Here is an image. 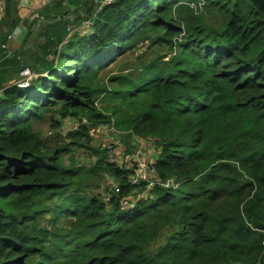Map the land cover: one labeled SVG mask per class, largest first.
Segmentation results:
<instances>
[{
  "label": "trees",
  "instance_id": "obj_1",
  "mask_svg": "<svg viewBox=\"0 0 264 264\" xmlns=\"http://www.w3.org/2000/svg\"><path fill=\"white\" fill-rule=\"evenodd\" d=\"M5 1L1 41L20 21ZM185 1L51 0L16 49L0 47V264H264V0ZM141 43L168 50L100 79ZM48 110L78 119L68 142L33 126ZM98 122L126 131V148L154 138L158 175L179 186L122 208L145 183L90 144ZM71 145L94 163L67 160ZM102 173L116 183L87 194Z\"/></svg>",
  "mask_w": 264,
  "mask_h": 264
},
{
  "label": "rangeland",
  "instance_id": "obj_2",
  "mask_svg": "<svg viewBox=\"0 0 264 264\" xmlns=\"http://www.w3.org/2000/svg\"><path fill=\"white\" fill-rule=\"evenodd\" d=\"M39 7L32 10L31 14L34 11H38ZM19 17L21 21L17 25L19 32L18 35L20 36L22 41L23 36L27 30L26 26L30 22L31 17L27 18L26 9L24 8H21V15ZM32 20L33 19H31V21ZM34 25L37 28L41 25V22L38 20ZM181 33H183V31ZM136 48L128 49L124 54L119 55L116 60L113 61L109 66L99 70L98 76L100 77V79L106 80L107 76L111 73L122 72L124 68H132L138 63L137 56L139 55L142 56L141 60L146 61L149 58L168 50L165 45L153 44V46H147L143 43H141V47H139V51L142 52L137 53ZM97 104L98 106L100 105L99 100L97 101ZM57 122L59 123L56 124ZM75 122L79 124V121L76 117L61 118L54 110H48L44 113L43 117L33 120V126L39 130L41 136L46 139L47 144L52 147L56 144H60L64 141L68 142L70 140L66 136V132H68V130L70 129L75 128ZM98 123L100 124H93L91 127L90 133L92 135V139L90 141V144L100 145L107 148L109 151V158L111 160L115 161L118 164H123L126 167H133L132 164L136 162V157H142L146 160L151 159L154 162V153L158 152L156 148L157 144L155 143L154 138L141 137L142 140L140 142L136 140L135 136H133V144L131 143V145L127 146L126 148L124 142L122 141L125 138L124 134H126V131L115 129L112 123ZM71 146L74 147L73 151H68L64 154L67 160L70 155H73V157L79 164H85L89 166L94 163L95 154L92 150L81 146ZM128 157L129 160H127ZM91 179V187L89 188V192L87 194L97 193L101 197L106 189H109L112 184L116 183V180L106 173L93 176L91 177ZM142 188L143 189L139 191L137 190V188H134L133 191L138 196L144 195L149 192L150 188Z\"/></svg>",
  "mask_w": 264,
  "mask_h": 264
},
{
  "label": "built area",
  "instance_id": "obj_3",
  "mask_svg": "<svg viewBox=\"0 0 264 264\" xmlns=\"http://www.w3.org/2000/svg\"><path fill=\"white\" fill-rule=\"evenodd\" d=\"M92 1L97 4V9H99L104 4L110 3L113 0H92ZM204 1L205 0H188V1H185V3H187L191 8H193L195 12H199L203 8ZM5 5H6V1L0 0V19L2 18L4 14ZM93 15L94 13L91 16L86 17L83 20H81L78 24L71 26V28H69V31L70 32L71 31H80V32L84 31L92 23ZM11 37H12L11 32H8L6 35V40L0 41V47L6 48L7 40L10 39ZM32 74L33 72H31L29 68L23 67L20 70V78L19 80H17L18 85H25L26 80L30 78ZM81 121L85 122L86 118L83 117ZM74 126L75 128L78 127V123L75 122ZM135 138L136 140L140 142L142 140V138L139 136H135ZM135 161L136 162L132 164L133 166L132 173L129 175L128 181L133 182V183H140L141 181H143L145 183L144 184L145 188H151L152 186H155V185H160L162 187H171V188H177L179 186L180 181L176 179L174 176H169L164 179L161 178L158 175V171L156 170L155 166L153 165V160L151 159L146 160L142 157H136ZM113 190L114 192L118 190L117 185L113 186ZM110 196L111 194H108V195H105L103 198L105 201H107L110 199ZM136 198H138V195H136L135 193L129 194L127 198L121 199L120 201L121 207L126 208L129 206H132Z\"/></svg>",
  "mask_w": 264,
  "mask_h": 264
},
{
  "label": "crops",
  "instance_id": "obj_4",
  "mask_svg": "<svg viewBox=\"0 0 264 264\" xmlns=\"http://www.w3.org/2000/svg\"><path fill=\"white\" fill-rule=\"evenodd\" d=\"M50 1L51 0H15V3H16V11H17V13L20 16L21 15V8L26 9L27 18L31 17L30 18V21H31V19H33L34 17H37V15H38V11H34L32 14H31V11L34 10V9H36L39 6L41 7L44 4L49 3ZM20 21H21V19H20ZM20 21H18V23ZM39 21L41 22V20H39ZM22 22H23V19H22ZM18 23L15 26L11 27V29L9 31V32H11L12 37L10 39H8L7 40V43H6V49L8 51H12V50L16 49L20 45L21 38L18 35L19 34V32H18V26H17ZM27 26H26V29H27ZM5 29H6V27L5 26H2L1 29H0V31L5 30ZM0 41H1V38H0Z\"/></svg>",
  "mask_w": 264,
  "mask_h": 264
},
{
  "label": "bare ground",
  "instance_id": "obj_5",
  "mask_svg": "<svg viewBox=\"0 0 264 264\" xmlns=\"http://www.w3.org/2000/svg\"><path fill=\"white\" fill-rule=\"evenodd\" d=\"M28 79H29V78H28ZM28 79H27V80H28ZM27 80H26V83H27Z\"/></svg>",
  "mask_w": 264,
  "mask_h": 264
}]
</instances>
